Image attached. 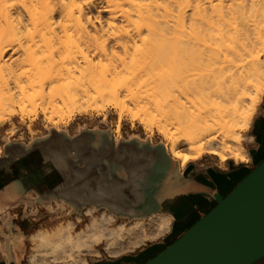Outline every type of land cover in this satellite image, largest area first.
I'll return each instance as SVG.
<instances>
[{
	"label": "bare ground",
	"instance_id": "bare-ground-1",
	"mask_svg": "<svg viewBox=\"0 0 264 264\" xmlns=\"http://www.w3.org/2000/svg\"><path fill=\"white\" fill-rule=\"evenodd\" d=\"M263 80L264 0H0V124L39 108L59 124L110 101L117 128L126 111L148 131L157 126L181 164L203 154L246 161L241 132ZM83 214L78 231L69 219L33 233L30 264H88L81 254H99L101 243L118 255L172 220Z\"/></svg>",
	"mask_w": 264,
	"mask_h": 264
},
{
	"label": "crops",
	"instance_id": "crops-1",
	"mask_svg": "<svg viewBox=\"0 0 264 264\" xmlns=\"http://www.w3.org/2000/svg\"><path fill=\"white\" fill-rule=\"evenodd\" d=\"M113 125L102 116L78 115L59 127L36 120L33 135L22 124V139H7L6 128L0 129V264H30L32 234L70 218L50 213L44 204L50 197L102 208L120 220L170 215L171 226L158 239L127 254L88 259L143 264L210 211L217 193L232 190L241 176L239 162L247 169L264 158V96L252 125L249 161L203 156L181 164L158 139L130 126L120 135Z\"/></svg>",
	"mask_w": 264,
	"mask_h": 264
},
{
	"label": "water",
	"instance_id": "water-1",
	"mask_svg": "<svg viewBox=\"0 0 264 264\" xmlns=\"http://www.w3.org/2000/svg\"><path fill=\"white\" fill-rule=\"evenodd\" d=\"M102 119L109 122L107 115ZM127 126L122 125L120 135ZM112 127L115 130L116 125ZM135 130L139 135L153 138ZM11 137L5 135L7 139ZM243 167V162L236 166L241 169V176L228 194L217 193V204L210 211L143 264H264V158L250 168ZM44 204L57 217L74 216L85 210L58 197H50Z\"/></svg>",
	"mask_w": 264,
	"mask_h": 264
},
{
	"label": "rangeland",
	"instance_id": "rangeland-1",
	"mask_svg": "<svg viewBox=\"0 0 264 264\" xmlns=\"http://www.w3.org/2000/svg\"><path fill=\"white\" fill-rule=\"evenodd\" d=\"M262 82H263L262 84H264V80ZM254 96H256V97H255L254 101H252L253 103H255V105H254V116H253V119H252V122H251V127L249 128V130H246V131H242L241 132L242 135H243L242 143H243V146L246 149L247 157L249 158V160L251 158L249 143H251L253 141V135H251V130H252L251 128H252V125L254 123L255 117L257 116V114L259 112L260 103L263 100L264 94L260 95V97H259L258 94L254 95ZM252 102H250V106H251ZM78 115H90V116H95V115H97V116H103V115L106 116L107 115V116H109V120L114 125H116V128H117V124H118V121H119L118 109L114 106V104L112 102L108 101V103L106 105V108L104 110L100 111V112L93 111V112L84 113V114H82V113L81 114H74V115H72V117L70 119H67L65 121H62L59 124H65L67 121L71 120L72 118H74V117H76ZM36 120H43L46 124H52V123L48 122L44 118V115L42 114V112H41V110L39 108V112H38L37 115H31V116H27V117L25 116L23 118H21L18 115H16V116L15 115L10 116L9 118H7L6 120H4L0 124V127H2V126L5 127L6 128L5 129V132L7 134L12 135V136H16L17 139H22L23 136H24V133L22 131H19L21 125L22 124H27L26 127L28 129L29 134L30 135H33V134H35V133L38 132L37 130H35L33 128V123ZM124 123H126V125L134 128V129H137L138 131L146 132L147 134H149L153 138L160 139V140L164 141L167 144L166 140L159 133L157 126H154L152 131H148V130L144 129L143 126L140 124V122L138 120H132L131 119V113L128 112V111L124 112V114H123V116H122V118L120 120L119 127L116 129V131L118 133L120 132V129H121V127H122V125ZM59 124H52V125H59ZM13 127H14V129H12ZM167 146H168V144H167ZM203 156H210V157H214V158H218L219 159V157H217L215 155H212V154H203L201 157H203ZM228 159H232V158H228ZM232 160H234V159H232ZM249 160H246V161H249ZM99 211H101V210H99ZM99 211H95V212L98 213ZM77 215H80L81 216V220L80 221L77 220V218H76ZM69 219L70 220H75L77 222V224L73 228V230L74 231H78L79 229H82L84 227V225L88 222L89 215L83 214V213L82 214H75L74 216H70V218H68V219H61L60 222H67ZM118 221H120V219H117L116 218L115 223H117ZM127 222H129V221H127ZM154 240H156V239H154ZM149 241H151V240H149ZM145 243H148V240H146L144 242H141L138 246H136L132 250L124 251V252L120 253L119 255L127 254L129 252H132V251L140 248L141 246H143ZM96 247L99 250V254H94V253H88L87 254V253H84L83 252L81 255L87 257V259H92V260L95 259V258H105V257L115 256V255H113V254H111V253L108 252V250L105 248V244L104 243H101L99 245H96ZM31 251H32V248H30V252ZM74 262H75V258L73 256V258L71 257V259L68 260L66 263L67 264H75Z\"/></svg>",
	"mask_w": 264,
	"mask_h": 264
},
{
	"label": "flooded vegetation",
	"instance_id": "flooded-vegetation-1",
	"mask_svg": "<svg viewBox=\"0 0 264 264\" xmlns=\"http://www.w3.org/2000/svg\"><path fill=\"white\" fill-rule=\"evenodd\" d=\"M166 247H167V246H166ZM166 247H165V248H166ZM163 249H164V248H163ZM163 249H162V250H163ZM162 250H161V251H162Z\"/></svg>",
	"mask_w": 264,
	"mask_h": 264
}]
</instances>
